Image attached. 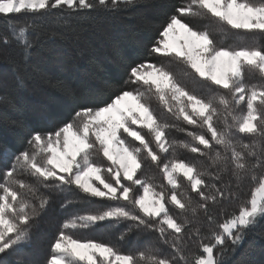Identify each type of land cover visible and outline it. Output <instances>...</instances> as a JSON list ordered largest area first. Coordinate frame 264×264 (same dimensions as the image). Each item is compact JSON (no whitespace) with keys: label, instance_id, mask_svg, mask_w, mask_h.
<instances>
[{"label":"snow or ice","instance_id":"obj_1","mask_svg":"<svg viewBox=\"0 0 264 264\" xmlns=\"http://www.w3.org/2000/svg\"><path fill=\"white\" fill-rule=\"evenodd\" d=\"M139 2L0 0V18L8 22L0 43L14 42L21 49L18 58L8 57V63L14 71H26L34 46L32 37L44 28L36 23V17L51 16L75 33L76 28L70 24L73 19L94 23L100 12H118ZM94 12L97 15H92ZM21 14L31 19L17 20ZM185 16L211 18L221 29L226 26L264 34V0H185L176 7L150 52L180 61L226 94L212 90L214 94L205 99L188 91L163 65L139 63L129 69L128 76L130 83L141 87L116 94L102 107L77 111L71 122L54 132L32 134L27 142L30 150L14 156L11 168L0 181V254L30 240L31 222L38 220L49 203L40 188L74 186L87 197L117 203L66 218L45 264H233L224 259L226 249L235 250L246 232L264 223V49L255 44L217 47L207 27L193 29L182 19ZM245 73L258 75L259 82L246 84ZM18 81L23 83L19 75ZM149 95L176 120L205 131H187L191 143L170 141L166 135L170 125L161 122L150 109L146 103ZM241 104L244 110L237 111ZM217 120L223 127H217ZM134 125L147 129L151 140H146ZM128 137L138 141L139 146L128 143ZM242 137H247L248 142ZM153 142L159 153L173 149L172 157L162 166L159 154L151 147ZM176 147L209 156L219 165L216 172L198 170L195 164L176 159ZM141 153L157 164L170 186L169 193H165L163 185L137 176ZM95 154H102L108 165L97 164ZM104 173L110 174V179ZM180 176L187 184L181 183ZM205 176L211 182H206ZM216 181L221 182L219 186ZM134 186L142 192L134 190ZM191 193H196L197 199ZM233 202H238V212L228 214L226 204ZM169 204L192 217L203 212L207 231L197 226L186 232L191 222L188 216L178 221L170 214ZM216 207L220 209L218 214L214 212ZM217 215L221 218L217 219ZM105 221H131L154 231L171 251L164 254L158 246L149 245L136 254L123 253L110 244L80 240L71 234ZM185 236L188 240L195 237V248L189 246Z\"/></svg>","mask_w":264,"mask_h":264},{"label":"trees","instance_id":"obj_2","mask_svg":"<svg viewBox=\"0 0 264 264\" xmlns=\"http://www.w3.org/2000/svg\"><path fill=\"white\" fill-rule=\"evenodd\" d=\"M184 2L185 0H140L137 5L118 12H100L94 23L73 19L70 24L76 28L75 33L56 23L51 16H38L36 23L42 24L44 28L32 37L34 46L26 71L23 68L19 72L14 71L8 63V57L18 58L21 49L14 42L8 45L0 43V97H3L0 100V181L3 174L11 168L14 156L30 150L27 142L32 134L54 132L71 122L77 111L102 107L116 94L141 87L130 83L128 76L129 69L139 63L163 65L188 91L205 99L214 94L212 90L226 94L225 90L216 89L196 76L180 61L150 52V48L160 38L159 33L169 16ZM16 19L27 22L31 17L21 14ZM182 19L193 29L203 30L207 27L217 47L237 48L255 44L264 49V34L232 30L226 26L221 29L211 18L185 16ZM7 23L5 19L0 18V36L6 34ZM18 75L23 80L22 84L18 81ZM244 81L246 84L258 83L259 77L245 73ZM146 103L161 122L170 125L166 130L170 141L191 143L187 131H205L182 120H176L151 95ZM244 108L245 105L241 104L237 111ZM217 127H223L220 120H217ZM133 128L140 131L146 140H151L147 129H140L135 125ZM206 138L210 137L206 134ZM127 139L131 145L139 146L138 141L131 137ZM242 139L248 142L247 137ZM151 147L159 154L161 166L173 155V149L168 153H159L154 142ZM198 147L203 149L202 145ZM174 152L176 159L195 164L198 170L214 173L219 166L209 156L191 153L180 147H176ZM212 155L214 156V153ZM141 158L142 165L137 176L148 178L157 186L163 185L165 193H169L170 186L163 179L157 164L152 162L146 153H141ZM93 160L104 166L109 163L102 154H95ZM104 176L110 179V174L104 173ZM19 178L34 182L28 176ZM179 179L182 184H187L182 176ZM204 179L211 182L208 176ZM224 179L227 180L228 177L225 176ZM216 183L219 186L221 182ZM248 188L249 185L246 184L245 190ZM134 190L142 192L138 186H134ZM40 192L47 195L49 203L38 220L31 222L30 240L18 248L0 254V264H45L50 247L66 218L102 210L117 203L87 197L74 186H64L63 189L40 188ZM191 195L194 200L197 199L196 193ZM167 206L170 214L180 222H183L185 215L188 216L191 222L186 227V232L197 226H202V230L207 231L203 212H200L198 217H192L190 213L182 214L174 205ZM226 208L228 214L238 212V202L226 204ZM219 211L218 207L214 208L215 213L218 214ZM220 218L217 215V219ZM71 234L80 240L110 244L123 253L136 254L149 245L158 246L164 254L171 251L158 233L142 226L137 227L131 221H105L87 229H78ZM185 239L191 248H195L194 236L191 240H188L187 236ZM224 259L232 260L233 264H264V223L256 227L255 231L246 232L235 250L226 249Z\"/></svg>","mask_w":264,"mask_h":264},{"label":"rangeland","instance_id":"obj_3","mask_svg":"<svg viewBox=\"0 0 264 264\" xmlns=\"http://www.w3.org/2000/svg\"><path fill=\"white\" fill-rule=\"evenodd\" d=\"M102 187V186H101Z\"/></svg>","mask_w":264,"mask_h":264}]
</instances>
